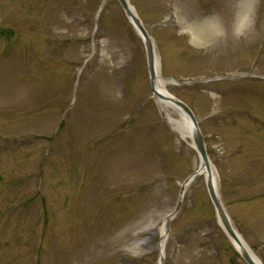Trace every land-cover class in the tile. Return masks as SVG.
<instances>
[{"label":"rangeland","instance_id":"374dc122","mask_svg":"<svg viewBox=\"0 0 264 264\" xmlns=\"http://www.w3.org/2000/svg\"><path fill=\"white\" fill-rule=\"evenodd\" d=\"M128 1L264 264V0ZM199 163L117 0H0V264H246Z\"/></svg>","mask_w":264,"mask_h":264},{"label":"water","instance_id":"95a60500","mask_svg":"<svg viewBox=\"0 0 264 264\" xmlns=\"http://www.w3.org/2000/svg\"><path fill=\"white\" fill-rule=\"evenodd\" d=\"M117 1L120 7L122 8V10L124 11L126 17L128 18L131 26L133 27L135 32L138 34V36L141 38L144 44L145 52H146V60H147V70H148V75H149V85H150V89H151V92L154 98L161 99V100H164L170 103L175 108H178L189 119L192 125V130H193L192 132L193 147L200 158L202 167L206 169L207 192L211 200V203L216 211L219 225L221 226L224 233L229 238L232 244L233 242L239 244L238 236L236 232L234 231V229L232 228V226L230 225L226 211L218 196V193L216 190V184L214 181V176L212 174L210 158H209V155L206 149L205 140L198 126V122H197L195 115L193 114L192 110L188 107V105H186L183 101L172 96L166 90L162 92L157 88V80H158L157 69L159 68V58L156 53L154 41L152 37L150 36V34L148 33V31L146 30V28L144 27L140 18L130 10L128 0H117ZM198 177H199V172L196 171L184 181L183 185L180 188L176 208L171 214V216H174L178 212L181 206V203H182V199H183V195H184L186 187L190 183L195 181ZM168 223H169V218L166 219L167 226H168ZM237 252L246 264H258L246 251L237 250ZM160 264H163V259H161Z\"/></svg>","mask_w":264,"mask_h":264},{"label":"bare ground","instance_id":"6f19581e","mask_svg":"<svg viewBox=\"0 0 264 264\" xmlns=\"http://www.w3.org/2000/svg\"><path fill=\"white\" fill-rule=\"evenodd\" d=\"M129 3V7L130 10L137 15L135 8ZM157 88L164 92V83L165 81H163L161 79L160 76V72L159 69H157ZM157 104L159 107V110L161 111L163 117L166 119L167 123L170 125L171 129L173 130V132H175L177 134L178 137H180L183 140H187L190 139L192 141V125L189 121V119L178 109L175 108L174 106H172L170 103L161 100V99H157ZM174 115H177L178 118H175ZM211 169H212V174L214 176V181L216 183V173H215V169L213 167V164L211 163ZM199 172V176L200 177H205L207 176L206 173V169L202 167L201 162L199 163V168L197 170ZM217 188V186H216ZM230 225L232 226V228L234 229V231L236 232L238 239H239V244L234 243L233 242V246L236 250H244L246 251L258 264H262L261 261L259 260V258L253 253V251L251 250V248L249 247V245L247 244V242L244 240V238L242 237V235L239 233V231L235 228L234 223L232 221V219L230 218V216L228 215V213L226 212ZM160 235L162 236V241L159 245L160 247V251H161V257H162V250L164 248L165 245V238L166 235L163 233V229L160 230Z\"/></svg>","mask_w":264,"mask_h":264}]
</instances>
